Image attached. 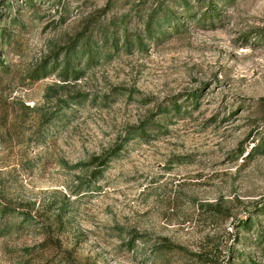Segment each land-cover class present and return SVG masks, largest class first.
<instances>
[{"label": "rangeland", "instance_id": "obj_1", "mask_svg": "<svg viewBox=\"0 0 264 264\" xmlns=\"http://www.w3.org/2000/svg\"><path fill=\"white\" fill-rule=\"evenodd\" d=\"M0 264H264V0H0Z\"/></svg>", "mask_w": 264, "mask_h": 264}, {"label": "trees", "instance_id": "obj_2", "mask_svg": "<svg viewBox=\"0 0 264 264\" xmlns=\"http://www.w3.org/2000/svg\"><path fill=\"white\" fill-rule=\"evenodd\" d=\"M104 163H103V161L101 160V161H99V163H98V165H103ZM7 210V208H3V210L1 211V212H5Z\"/></svg>", "mask_w": 264, "mask_h": 264}]
</instances>
